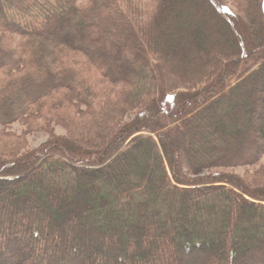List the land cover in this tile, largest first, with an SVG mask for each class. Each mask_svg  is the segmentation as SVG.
Wrapping results in <instances>:
<instances>
[{
    "label": "trees",
    "instance_id": "trees-1",
    "mask_svg": "<svg viewBox=\"0 0 264 264\" xmlns=\"http://www.w3.org/2000/svg\"><path fill=\"white\" fill-rule=\"evenodd\" d=\"M228 2L0 0V264H264V175L217 173L264 163V0Z\"/></svg>",
    "mask_w": 264,
    "mask_h": 264
},
{
    "label": "rangeland",
    "instance_id": "rangeland-1",
    "mask_svg": "<svg viewBox=\"0 0 264 264\" xmlns=\"http://www.w3.org/2000/svg\"><path fill=\"white\" fill-rule=\"evenodd\" d=\"M228 1L231 7L234 6L233 0H228ZM12 129H14L19 135L24 130V128L21 127L20 125H14ZM56 131H57V134H60V135L64 133V130L62 128H57ZM47 137L48 136L43 132L32 133L28 135L27 140L29 141V148L35 149L39 147L41 144H43L46 141ZM217 173L226 174L229 176L239 177V178L249 177L251 179V178L258 177L259 175L260 176L264 175V163L259 164L257 166H252V167H237V168H232V169L231 168L221 169V170H218Z\"/></svg>",
    "mask_w": 264,
    "mask_h": 264
}]
</instances>
